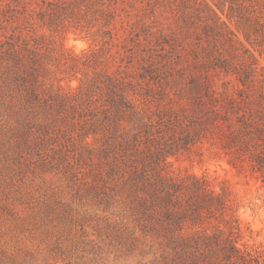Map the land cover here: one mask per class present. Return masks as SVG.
Wrapping results in <instances>:
<instances>
[{
    "label": "trees",
    "instance_id": "16d2710c",
    "mask_svg": "<svg viewBox=\"0 0 264 264\" xmlns=\"http://www.w3.org/2000/svg\"><path fill=\"white\" fill-rule=\"evenodd\" d=\"M74 1L34 0L44 23ZM27 9L25 18L32 19ZM206 9V15L180 14L169 32L133 28L127 43L115 42L117 32L108 28L111 40L99 51L121 63L113 68L103 60L102 70L77 91H45L25 42L24 76L16 68L14 80L24 86L26 107L46 114L43 123L27 122L26 133L38 131L27 148L34 160L63 171L81 196L118 210L135 230L155 238L164 264H264L262 254L240 245L227 183L217 190L204 176L169 171L171 157L208 145L264 185V78L226 56L230 38ZM91 50L82 56L98 54ZM214 75L223 78L222 89Z\"/></svg>",
    "mask_w": 264,
    "mask_h": 264
},
{
    "label": "rangeland",
    "instance_id": "374dc122",
    "mask_svg": "<svg viewBox=\"0 0 264 264\" xmlns=\"http://www.w3.org/2000/svg\"><path fill=\"white\" fill-rule=\"evenodd\" d=\"M24 4L0 0V264H164L155 238L135 230L118 210L81 196L63 171L31 157L27 144L35 142L38 131L26 133L27 122L43 123L46 114L26 107L24 86L14 80L13 71L20 68L24 76V46L30 42L44 90L77 91L102 70L103 60H110L113 68L121 63L118 55L113 61L99 51L111 40L108 28H115V42L127 43L133 28L169 32V24L180 14L206 15L208 7L230 38L226 56H232L234 65L241 64L242 71L254 69L264 78V0H75L51 23L39 20L34 0ZM26 8L34 13L32 19L25 18ZM108 10L113 12L110 17ZM109 18L111 25L106 24ZM94 48L96 56H82ZM116 50L113 47L114 54ZM214 76L222 89L223 73L222 79ZM230 79L235 89V76ZM170 160L174 174L204 176L217 190L224 182L230 186L242 228L240 245L264 257L261 181L238 172L208 145Z\"/></svg>",
    "mask_w": 264,
    "mask_h": 264
}]
</instances>
